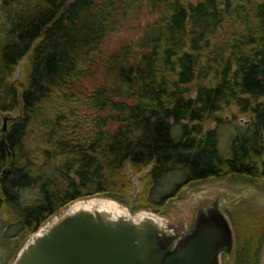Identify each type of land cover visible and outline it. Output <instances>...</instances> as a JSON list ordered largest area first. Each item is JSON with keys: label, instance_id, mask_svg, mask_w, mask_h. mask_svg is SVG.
<instances>
[{"label": "trees", "instance_id": "1", "mask_svg": "<svg viewBox=\"0 0 264 264\" xmlns=\"http://www.w3.org/2000/svg\"><path fill=\"white\" fill-rule=\"evenodd\" d=\"M141 17L150 20L138 38L105 49ZM85 83L88 129L62 109ZM234 108L250 120L222 154L218 126ZM0 112L16 115L0 129L1 264L76 200L126 203L127 169L146 170L134 210L162 213L208 178L264 192V0H0ZM211 119L217 127L205 126ZM168 173L181 181L155 199ZM22 188L37 192L34 202L20 205ZM244 214L234 264H259L264 214Z\"/></svg>", "mask_w": 264, "mask_h": 264}, {"label": "water", "instance_id": "2", "mask_svg": "<svg viewBox=\"0 0 264 264\" xmlns=\"http://www.w3.org/2000/svg\"><path fill=\"white\" fill-rule=\"evenodd\" d=\"M15 117L4 113L0 129ZM74 204L29 236L10 264H221L233 244L219 203L183 237H173L152 213L113 215L98 207L71 209Z\"/></svg>", "mask_w": 264, "mask_h": 264}, {"label": "rangeland", "instance_id": "3", "mask_svg": "<svg viewBox=\"0 0 264 264\" xmlns=\"http://www.w3.org/2000/svg\"><path fill=\"white\" fill-rule=\"evenodd\" d=\"M147 19L150 20V17H141L139 21L132 22L130 25H126L125 28L118 33L107 37L105 41V49H113L125 40H134L138 38L140 32L139 25H143ZM24 62L25 58L18 62L15 67L12 80L18 81L21 78ZM92 88V84L85 83L79 89L81 91L79 94L80 99L75 102H71V104L69 103L62 108L67 113H69V110L74 111V115L70 116V119L73 121L83 122L86 129L92 125L91 120L95 116V111L88 109L83 104L85 96L90 93ZM10 114L12 116L15 115L14 112H10ZM3 116L4 113L0 112V127L2 126ZM222 120L223 121L218 126V147L220 152L225 154L228 152L232 138L237 133V131H239V129L243 130V127L248 124L250 116L247 114L238 113L234 108L231 111L223 113ZM205 126L207 128L215 127L216 123L211 119L205 124ZM126 172L133 183L132 194L130 197H128L126 203H120L116 200L103 196H92L86 199H108L124 207L131 214H139L143 212L155 214L157 217H160L165 221V225L167 229L171 231L173 237H183L188 234L196 224L199 211L204 212L215 203L220 202L219 209L221 213H223V215L227 218L231 227V231L234 233V247L231 252V257L227 261H225L222 257L220 261L221 264H234L236 255V235L234 223L236 222L237 224L241 223L242 221H247L244 214L245 212L256 215L264 214V192L256 190V188L252 186V188H250L247 183H242L241 181L232 182L227 178H208L204 181L192 183L183 187L177 192L176 195L170 197L167 200V202L162 207V213H155L154 211L148 209L134 210L133 201L141 191L139 178L146 172V170L137 175L131 174L128 169ZM180 181L181 178L179 176L171 173L166 174L160 180V183L155 187V193L157 192V194H155L154 198L156 196L158 198L160 194L169 193L175 184ZM255 183L258 185V183L261 184L262 182L256 179ZM17 195V200L20 202V205L26 206L27 204L35 201L37 192L33 188H22L19 192H17ZM80 200L82 199L76 200L72 203H76ZM70 204L62 208L60 211L64 210ZM54 216H56V214L52 217ZM52 217H50L48 220H50ZM46 222H44L40 227H42ZM24 241L21 244H23ZM0 251L4 252V249L0 247ZM259 264H264V246L260 255Z\"/></svg>", "mask_w": 264, "mask_h": 264}, {"label": "bare ground", "instance_id": "4", "mask_svg": "<svg viewBox=\"0 0 264 264\" xmlns=\"http://www.w3.org/2000/svg\"><path fill=\"white\" fill-rule=\"evenodd\" d=\"M85 206L87 208H99V209H104L107 211H110L113 215H125L127 214V210L118 205L116 202L108 200V199H88L85 201H78L76 202L71 209ZM138 215H148L145 213H139ZM157 221H164L162 218L158 217Z\"/></svg>", "mask_w": 264, "mask_h": 264}, {"label": "flooded vegetation", "instance_id": "5", "mask_svg": "<svg viewBox=\"0 0 264 264\" xmlns=\"http://www.w3.org/2000/svg\"><path fill=\"white\" fill-rule=\"evenodd\" d=\"M217 203H220V202H217ZM213 207L215 208V204L213 206H211L210 208L214 209ZM219 207H220V205H219ZM208 211H209V208L206 211H204V212L203 211H199V215L197 216L196 221H200V219L205 217V215H208L209 214ZM232 239H233V244H232V247L230 249V254H229V257L227 258V260L230 259L231 254H232L231 252H232L233 247H234V233H233V231H232ZM222 257L224 258L225 261H227L223 254H221V256H220V261H221Z\"/></svg>", "mask_w": 264, "mask_h": 264}]
</instances>
